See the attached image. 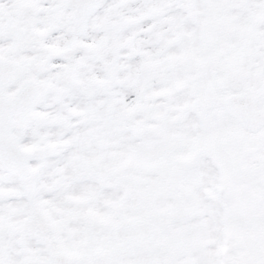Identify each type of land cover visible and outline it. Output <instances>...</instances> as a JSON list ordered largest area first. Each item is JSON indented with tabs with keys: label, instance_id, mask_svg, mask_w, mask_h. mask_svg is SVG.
<instances>
[{
	"label": "snow or ice",
	"instance_id": "snow-or-ice-1",
	"mask_svg": "<svg viewBox=\"0 0 264 264\" xmlns=\"http://www.w3.org/2000/svg\"><path fill=\"white\" fill-rule=\"evenodd\" d=\"M0 264H264V0H0Z\"/></svg>",
	"mask_w": 264,
	"mask_h": 264
}]
</instances>
